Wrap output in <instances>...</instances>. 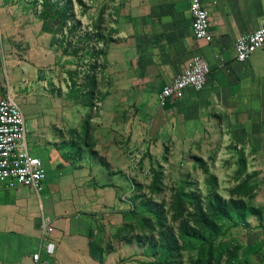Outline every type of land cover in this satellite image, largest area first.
<instances>
[{
    "label": "crops",
    "instance_id": "0c3cea01",
    "mask_svg": "<svg viewBox=\"0 0 264 264\" xmlns=\"http://www.w3.org/2000/svg\"><path fill=\"white\" fill-rule=\"evenodd\" d=\"M201 2L209 42L194 38L188 0H112L113 40L97 74L99 99L87 105L75 102L66 84L58 97L55 78L42 76L60 53L42 31L39 10L0 1V97L21 108L28 149L46 169L39 192L0 184V264H31L36 252L48 264H122L121 248L129 244L116 230L136 161H144L135 156L149 167L167 143L177 154L215 146L242 151L246 170L264 183V50L244 61L234 54L235 38L264 24V0ZM196 54L210 68L203 88L187 87L159 104L162 87ZM43 219L52 231H43Z\"/></svg>",
    "mask_w": 264,
    "mask_h": 264
},
{
    "label": "trees",
    "instance_id": "16d2710c",
    "mask_svg": "<svg viewBox=\"0 0 264 264\" xmlns=\"http://www.w3.org/2000/svg\"><path fill=\"white\" fill-rule=\"evenodd\" d=\"M83 6L81 0H77ZM39 17L42 20V31L51 34L50 45L59 47L57 51L63 55H73L77 66L85 67L82 78L77 80L78 72L68 70V93L75 102H87L93 105L98 84V73L106 63L107 48L112 42L110 27L104 28L103 10L98 14L89 29L81 32L80 22L75 19L72 0H41ZM69 63V61H66ZM77 88V90H76ZM79 92L83 99L79 100ZM88 122L85 123L87 127ZM89 127V126H88ZM204 173L210 188L204 201L193 190H183V186L174 196L172 203V221L167 217L161 204L146 198L144 195L133 194L129 198V207L122 210L123 224L116 230V237L126 240V233L132 228L131 219H135L140 227H147L151 234L147 237L148 246L144 255L155 257L152 264H183L181 252L194 250L195 257L191 264H249L248 255H241L243 242L235 238L222 240V222L230 221L233 225L248 227V217H256L260 224L264 219L261 206L252 203V195L256 184L249 183L247 174L231 189L228 198L217 191L216 177L208 173L205 162L200 157L194 158ZM238 174L246 171V157L239 152ZM150 168L151 181L149 188L153 192L162 189V169ZM189 207V208H188ZM149 215L146 217V215ZM140 239L139 236H137ZM233 242H236L235 246ZM95 244H99L95 242ZM96 250V249H95ZM91 252L94 253L91 246ZM240 252V255H239Z\"/></svg>",
    "mask_w": 264,
    "mask_h": 264
},
{
    "label": "rangeland",
    "instance_id": "374dc122",
    "mask_svg": "<svg viewBox=\"0 0 264 264\" xmlns=\"http://www.w3.org/2000/svg\"><path fill=\"white\" fill-rule=\"evenodd\" d=\"M4 3H16L19 8L22 10H40L41 0H0ZM75 11V19L80 22L81 32L86 28L89 29L91 24L95 22L98 14L103 10V19H104V28L110 27L112 21V0H81L83 6H80L77 3V0H72ZM59 47H53L57 51ZM60 49V48H59ZM53 50V51H54ZM0 72L5 76L4 71V48L0 46ZM58 58V56H57ZM69 61L67 63L66 61ZM77 59L73 55H63L59 54V60L55 66L51 69L49 68L47 72H43V77L45 80L47 78H55V83H53L54 88L57 91L58 97H63V93L68 92V89L64 90L65 84L68 86L67 74L68 70H76L78 72L77 80L82 78L85 67H79L76 63ZM6 85V79L3 81ZM68 88V87H67ZM77 90V88H76ZM96 92V91H95ZM79 100L81 101L83 97L79 92ZM99 97L95 93L93 102H96ZM87 103V102H82ZM93 109L89 110L88 114H93ZM217 146L210 149L204 147H195L192 148V151L186 152L185 154H177L174 152V148L171 144L167 143L163 150L164 152L159 154H152L151 159L152 165L149 167L158 169L160 166L162 169L161 184L162 189L157 192H153L149 188L151 181L150 168L144 156H135L136 159L145 161L146 167H143L144 161H136V172H135V186H138V189L135 188L136 193L140 196L144 195L146 198H150L154 202L161 204L166 211L167 217L170 220V223L176 227L177 221H172L171 215L173 213L172 203L174 200L175 194L183 186V190H193L204 201L207 196L208 190L211 187L209 182L206 181V173L203 172L201 167L195 161L194 158L200 157L205 162L209 174H213L216 177L217 191L223 197L228 198L231 192V189L236 186L238 182L245 179L247 174L249 175V183L256 184L257 188L255 189L252 195V203L261 206L264 212V183L259 182L261 178L256 175V172L252 170H246L242 174H238L237 170L239 167V151L235 149H228V147ZM241 152V151H240ZM148 157V155H145ZM150 156V157H151ZM246 157V156H245ZM149 162V160H148ZM247 163V159H246ZM150 164V162H149ZM148 167V168H147ZM247 167V165H246ZM145 168V169H144ZM256 178V179H255ZM256 180V181H255ZM130 191L132 195L134 192ZM127 193V192H126ZM127 195V194H125ZM130 196H125V198H130ZM130 205V203H129ZM189 208V207H188ZM264 214V213H263ZM149 215L147 214L146 217ZM132 228L130 232L125 235L126 240H123L119 237L121 243L126 241L127 246L122 247L123 259L122 264H152L155 260V257L144 255V251L147 249L148 240L147 237L151 232L147 227H140L135 219H131ZM264 223V219H263ZM259 220L254 217H248V227L242 225H233L230 221L222 222V231L221 237L219 239L228 240L235 238L238 241L245 243L244 248L241 250V255H248L249 264H264V230L261 232ZM260 234V235H259ZM140 237V239L137 238ZM236 242H233L235 246ZM240 255V252H239ZM195 251L194 250H183L181 252V259L183 264H191L194 260ZM125 258V259H124ZM125 262V263H124ZM221 264H224V261H221Z\"/></svg>",
    "mask_w": 264,
    "mask_h": 264
},
{
    "label": "built area",
    "instance_id": "2783aa9c",
    "mask_svg": "<svg viewBox=\"0 0 264 264\" xmlns=\"http://www.w3.org/2000/svg\"><path fill=\"white\" fill-rule=\"evenodd\" d=\"M188 10L194 38L209 42L212 36L208 29V13L201 0H188ZM258 49L264 50V24L250 33L240 34L234 41L237 61L246 60ZM209 71V65L203 56H191L184 69L157 94L158 103L163 104L167 98L182 97L187 87L200 90ZM26 135L25 119L19 105L9 96L0 97V184L9 188L27 186L39 192L46 169L40 158L30 153ZM48 223L47 219H43V231H52L53 228ZM53 249L54 243L47 242V254L52 255ZM31 264H48V261L41 260L36 252L31 255Z\"/></svg>",
    "mask_w": 264,
    "mask_h": 264
}]
</instances>
